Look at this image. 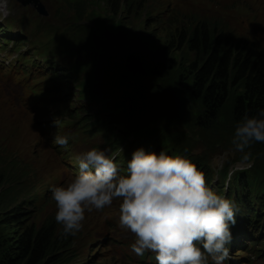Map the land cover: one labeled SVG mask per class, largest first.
<instances>
[{
	"label": "rangeland",
	"instance_id": "374dc122",
	"mask_svg": "<svg viewBox=\"0 0 264 264\" xmlns=\"http://www.w3.org/2000/svg\"><path fill=\"white\" fill-rule=\"evenodd\" d=\"M40 1L47 10L42 16L18 0H0V6H5L0 8V21L14 19L13 26L18 23L22 38L29 40L17 43L14 55L21 59L27 53L31 60L45 62L53 50L60 66L57 71L65 74L55 82L42 83L52 78L46 71L27 82L24 74L7 68L8 60H14L0 51V176L5 175L0 177V264L11 262L9 245L26 229L55 219L50 186H63L75 176L77 157L93 148L112 151L104 138L108 125L88 138L90 126L85 124L91 117L90 105L108 104L118 121L115 128L127 131L129 140L151 141L153 149H159L157 154L165 150L191 159L214 191L223 190L235 200L229 187L235 188L233 183L243 172L242 180L257 189L249 199L264 196V143L247 149L252 153L248 161L234 151L231 140L240 120L234 114V98L215 118L206 112L192 94L189 76L204 58L178 41L179 31L209 21L237 42L247 40L264 48V0H135L132 9L121 0L115 15L106 4L95 5L92 0ZM112 54L119 62L106 68L105 58ZM130 55L143 62V73L124 63ZM72 67L74 74L69 71ZM57 81H63L65 91L56 92ZM57 132L69 137L67 149L53 144ZM117 133L114 129L108 138L115 139ZM130 153L131 149L124 152V161ZM121 154L119 150L111 156ZM9 168L16 182L22 179L19 187L26 185L27 191L10 189L9 182L2 186ZM119 204L115 200L101 211L86 212L76 235H62V241L71 245L59 264H153L148 253L141 258L131 251L135 237L119 226ZM17 220L22 223L16 224ZM246 250L244 264H264V234ZM232 254L239 256V252Z\"/></svg>",
	"mask_w": 264,
	"mask_h": 264
},
{
	"label": "clouds",
	"instance_id": "9594fccd",
	"mask_svg": "<svg viewBox=\"0 0 264 264\" xmlns=\"http://www.w3.org/2000/svg\"><path fill=\"white\" fill-rule=\"evenodd\" d=\"M59 128V121L54 120ZM264 143V108L245 113L234 125L231 144L248 161L254 143ZM53 144L67 149L69 137L57 132ZM78 172L63 186H50L55 222L62 235H76L85 213L119 200V226L135 239L138 257L153 254L156 264H225L236 224L233 201L209 187L205 174L185 155L159 154L143 147L132 153L121 174L108 150L93 148L77 157Z\"/></svg>",
	"mask_w": 264,
	"mask_h": 264
},
{
	"label": "trees",
	"instance_id": "16d2710c",
	"mask_svg": "<svg viewBox=\"0 0 264 264\" xmlns=\"http://www.w3.org/2000/svg\"><path fill=\"white\" fill-rule=\"evenodd\" d=\"M125 1L130 9L136 3L135 0ZM92 2H95V5L99 4V2L106 4L108 10L114 15L119 13L118 8L121 0H92ZM178 41L181 47H186L189 51L197 53L204 58L203 64L192 72L190 71L189 76L193 79L192 94L203 103L206 112L210 116L215 118L219 110L230 98L235 100L234 114L238 119H241L245 113L253 115L259 109L264 108L263 47L257 46L256 43L250 44L247 40L237 42L232 36L226 35L223 29L209 21L198 22L192 30L183 29L179 31ZM123 61L128 67L139 69L136 71L137 74L144 72V64L139 58L130 55L124 58ZM118 62L117 55L112 54L110 59L108 57L105 58L104 65H106V68H112ZM23 63L20 70H26ZM70 73L74 74L75 69L73 68ZM127 73L132 76L130 68H127ZM155 85L160 84L156 83ZM239 88L242 89L240 90ZM91 110H94L95 113L90 112ZM111 110L108 104L101 103L98 106H89V113L95 115L91 120L92 126L101 129L99 131L101 133L103 128L108 125L104 138L111 147L112 154L119 150L122 153L117 156L116 160L123 161L124 152L127 149H131V153L126 155L125 160H130L132 153L141 147L151 152L154 143L141 141V139L137 138L129 140L130 134L127 131L115 128L118 121L113 118ZM108 117L112 118L110 123L108 122ZM114 129L118 133L115 135V139L111 140L108 138V133ZM8 171L10 172L2 181V186L9 182L10 189L13 186L20 191H27L28 187L26 185L19 187L22 179L16 182V177L14 173L12 174L13 168H9ZM239 175L238 179L233 183L235 188L230 187L229 191L235 192L238 197H241L251 192V188L247 181L242 180L241 177H245L244 174ZM1 176L4 177L5 175L2 174ZM260 203L264 209V196L260 198ZM15 216L20 217V214ZM21 223L20 220L16 222V224ZM61 230L55 219H48L40 228L31 227L26 229L22 235L9 245L10 253L8 258L11 262L8 264H59V262L64 260L62 257L63 253L71 245V243L62 241Z\"/></svg>",
	"mask_w": 264,
	"mask_h": 264
},
{
	"label": "water",
	"instance_id": "95a60500",
	"mask_svg": "<svg viewBox=\"0 0 264 264\" xmlns=\"http://www.w3.org/2000/svg\"><path fill=\"white\" fill-rule=\"evenodd\" d=\"M21 2L24 6L33 5L40 14H46V9L39 0H28V1L21 0Z\"/></svg>",
	"mask_w": 264,
	"mask_h": 264
},
{
	"label": "bare ground",
	"instance_id": "6f19581e",
	"mask_svg": "<svg viewBox=\"0 0 264 264\" xmlns=\"http://www.w3.org/2000/svg\"><path fill=\"white\" fill-rule=\"evenodd\" d=\"M239 174H243V172H239ZM256 240H258V237L256 238ZM253 244H255V242H254V241H251V242H250V245H249L248 247H244V246L242 247V246H240L239 244H237V246H238V247H241V248H243V249L246 250L247 248L251 247Z\"/></svg>",
	"mask_w": 264,
	"mask_h": 264
}]
</instances>
